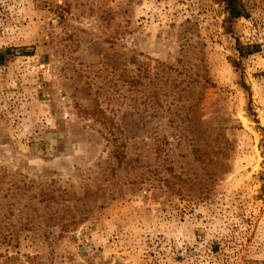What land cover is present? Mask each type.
Segmentation results:
<instances>
[{
  "label": "rangeland",
  "instance_id": "1",
  "mask_svg": "<svg viewBox=\"0 0 264 264\" xmlns=\"http://www.w3.org/2000/svg\"><path fill=\"white\" fill-rule=\"evenodd\" d=\"M240 1L0 0V264H264V0Z\"/></svg>",
  "mask_w": 264,
  "mask_h": 264
},
{
  "label": "trees",
  "instance_id": "2",
  "mask_svg": "<svg viewBox=\"0 0 264 264\" xmlns=\"http://www.w3.org/2000/svg\"><path fill=\"white\" fill-rule=\"evenodd\" d=\"M220 1L226 5V8L228 10L230 18L236 19V18H240L242 16H246L247 13H245L246 12L245 6L243 5V3H241L240 0H220ZM248 48H249L248 51L251 50L250 49L251 47H248ZM239 51L242 55L245 54L241 46L239 47ZM221 135H223V134H221ZM197 150L199 152H201L200 155H205V153H207V151L203 150L202 147H200V146L197 147Z\"/></svg>",
  "mask_w": 264,
  "mask_h": 264
}]
</instances>
